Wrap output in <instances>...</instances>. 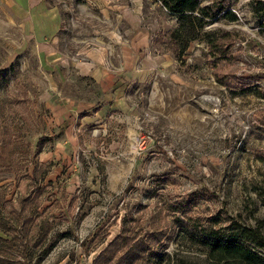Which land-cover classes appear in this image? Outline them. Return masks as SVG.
Instances as JSON below:
<instances>
[{
	"label": "rangeland",
	"instance_id": "obj_1",
	"mask_svg": "<svg viewBox=\"0 0 264 264\" xmlns=\"http://www.w3.org/2000/svg\"><path fill=\"white\" fill-rule=\"evenodd\" d=\"M52 1L69 50L115 40L116 0ZM119 1L153 24L145 60L167 57L129 81L120 111L77 121L69 143L47 123L46 72L0 1V224L17 235L0 240V264H214L216 238L264 253V0H229L235 19H209L179 58L175 17L156 0ZM59 84L99 95L88 78Z\"/></svg>",
	"mask_w": 264,
	"mask_h": 264
},
{
	"label": "crops",
	"instance_id": "obj_2",
	"mask_svg": "<svg viewBox=\"0 0 264 264\" xmlns=\"http://www.w3.org/2000/svg\"><path fill=\"white\" fill-rule=\"evenodd\" d=\"M0 1L18 18L16 21L24 33V47L37 55L40 66L46 72L48 86L41 93L44 96L42 102L45 108L51 110L47 123L61 130L62 142H72L71 133L77 121L83 124L84 120H92L100 124L108 113L120 111L129 81L140 77L142 72L152 71L160 64L159 58L164 61L167 57L153 56V65L145 60L152 40L153 24L150 23V27L149 23L142 22L141 10L132 5L129 9L119 0H116L119 23L115 26L118 32L115 40L98 36L93 45L80 46L74 51L67 48L65 30L68 27L64 17L67 12L63 6L52 0ZM90 1L80 2L88 7ZM92 1L98 3L104 0ZM139 60L143 61L140 66L137 64ZM75 78H88L97 85L99 95L94 93L91 100H81L60 87L59 83L67 86ZM96 104L97 107L90 112L89 109ZM83 111L88 113L80 115ZM52 135L50 132L48 136Z\"/></svg>",
	"mask_w": 264,
	"mask_h": 264
},
{
	"label": "trees",
	"instance_id": "obj_3",
	"mask_svg": "<svg viewBox=\"0 0 264 264\" xmlns=\"http://www.w3.org/2000/svg\"><path fill=\"white\" fill-rule=\"evenodd\" d=\"M167 13L177 20L176 27L169 32V38L176 43L177 49L173 51L176 58L183 55L189 43L200 37L201 32L209 19L215 18L222 12L230 15L231 19H235V15L227 10L229 0H156ZM204 1V3H202ZM205 42L212 52L218 51V45L214 36L206 35ZM50 136H41L35 145V154L40 153L45 141L50 140ZM34 165V169H35ZM17 201V200H16ZM18 202V201H17ZM19 203V202H18ZM10 223V222H9ZM8 224V222L6 223ZM47 224V222H45ZM23 225V222H21ZM0 230L5 232L8 238L0 237L3 241H14L17 238L16 229L13 224L3 226L0 224ZM19 230H22L20 228ZM25 231H27L24 228ZM250 234V229H245ZM14 232V233H11ZM21 232V231H20ZM258 246L264 249V237L260 236ZM253 240H256L254 238ZM36 246V244H33ZM106 250V249H105ZM102 251V253L105 252ZM208 253L214 259V264H264V253L255 251L246 246L243 242L236 239L216 238L208 243ZM98 256V257H99Z\"/></svg>",
	"mask_w": 264,
	"mask_h": 264
}]
</instances>
